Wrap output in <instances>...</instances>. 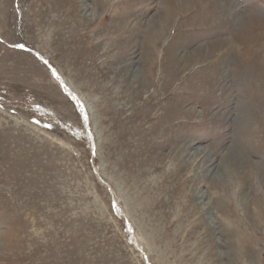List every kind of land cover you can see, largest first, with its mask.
Returning <instances> with one entry per match:
<instances>
[{
    "label": "rangeland",
    "instance_id": "1",
    "mask_svg": "<svg viewBox=\"0 0 264 264\" xmlns=\"http://www.w3.org/2000/svg\"><path fill=\"white\" fill-rule=\"evenodd\" d=\"M0 264H264V0H0Z\"/></svg>",
    "mask_w": 264,
    "mask_h": 264
},
{
    "label": "snow or ice",
    "instance_id": "2",
    "mask_svg": "<svg viewBox=\"0 0 264 264\" xmlns=\"http://www.w3.org/2000/svg\"><path fill=\"white\" fill-rule=\"evenodd\" d=\"M15 47L24 48L25 45L23 43H20V44H16ZM39 58L41 60H43L42 57H39ZM43 63L45 65H48L49 64V62L47 60H43ZM49 67H50V71H51L52 75L56 78V80L60 81L61 86L63 87L64 91L66 93H68L69 98L72 101L75 102L76 109L82 115L84 122L87 123V121H88V115H87V110H86L83 102L78 97H76V95L74 93L69 92V90L67 89V87L63 85V81L61 80V78H60L59 74L56 72V70L54 68H51L50 65H49ZM93 154H95V153L93 152Z\"/></svg>",
    "mask_w": 264,
    "mask_h": 264
},
{
    "label": "bare ground",
    "instance_id": "3",
    "mask_svg": "<svg viewBox=\"0 0 264 264\" xmlns=\"http://www.w3.org/2000/svg\"><path fill=\"white\" fill-rule=\"evenodd\" d=\"M152 26H153V25H151L150 27H152ZM152 31H153V32H154L156 35H158V34H159V32L156 30V28H153V30H152ZM152 31H151V32H152ZM156 35H155V36H156ZM202 53H203V52H202ZM171 59H172V58H171Z\"/></svg>",
    "mask_w": 264,
    "mask_h": 264
}]
</instances>
